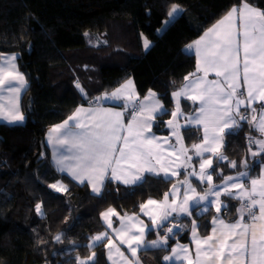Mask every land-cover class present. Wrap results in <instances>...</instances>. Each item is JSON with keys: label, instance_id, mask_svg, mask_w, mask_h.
<instances>
[{"label": "trees", "instance_id": "1", "mask_svg": "<svg viewBox=\"0 0 264 264\" xmlns=\"http://www.w3.org/2000/svg\"><path fill=\"white\" fill-rule=\"evenodd\" d=\"M241 2L0 0V60L6 53H17L19 68L28 80L22 97L25 121L0 122V264H78L93 252L95 264H110L104 242L87 246L91 237L105 230L102 212L112 207L122 215L140 214L141 204L149 198H162L175 180L148 175L142 185L106 181L102 195H97L87 183H78L54 167L47 131L81 104L87 105L93 95L111 91L133 78L140 97L151 90L170 110L163 117L157 116L153 125L154 132L168 134L170 129L161 121L172 118L176 106L172 93L197 69L196 55L186 45ZM247 2L264 10V0ZM173 5L183 11L165 25ZM119 27L126 30L120 32ZM144 38L151 42L148 49L143 46ZM77 82L87 99L76 87ZM181 107L184 114H192L198 106L184 98ZM241 125L236 134L224 138L221 151L228 160L219 162L216 172L210 169L215 182L243 170L242 160L253 166V174L261 166L257 161L262 157L250 158L247 140L258 133L251 123L243 121ZM182 133L189 146L202 138L200 127L183 128ZM194 160L199 163L198 158ZM229 161H236L237 168H231ZM213 166H217L216 156ZM189 179L202 192L209 186L196 177ZM61 180L67 182L66 191L50 187L64 182ZM38 203L43 215L35 211ZM224 203L227 211L217 213L211 207L203 215L194 211L191 217L173 220L186 227L169 239L170 248L190 240L193 220L199 222L202 234H207L217 214L234 218L240 201L224 197ZM57 235L62 237L60 242L55 239ZM156 236L155 232L148 234L150 240ZM169 251L143 252L151 264H165L162 258Z\"/></svg>", "mask_w": 264, "mask_h": 264}, {"label": "snow or ice", "instance_id": "2", "mask_svg": "<svg viewBox=\"0 0 264 264\" xmlns=\"http://www.w3.org/2000/svg\"><path fill=\"white\" fill-rule=\"evenodd\" d=\"M182 11L180 6L173 5L168 12L169 19L163 23L169 24ZM85 36H88L87 32ZM143 46L145 49L150 47L147 38L143 39ZM186 48L195 49L198 57L197 73L203 72V76L192 73L190 76L195 79L185 77L187 83L184 87L172 93L176 100V110L171 111L172 119L161 121L171 130L176 145L169 143L168 138L158 137L151 132L157 116L163 117L170 110L151 90L143 102L138 101L133 91V82L128 80L115 91L94 98L97 104L101 101L123 102L120 107L126 111L131 109L128 123L124 122V112L103 107H78L48 134L54 148L55 165L60 172H67L81 183L85 180L90 182L93 193L97 195H102L106 181L142 185L147 183L146 174L167 179L178 176V169L181 168L186 171L191 169L187 171L189 177H196L198 182L209 185L208 190L200 194L191 181L185 179L179 182V186L173 185L171 193L164 194L163 201L149 199L141 204V211L149 217V224H144L136 216L121 217L120 227L116 229L112 227L110 216H119V213L109 208L101 214L120 243L127 245L135 264H140L138 249H170L171 255L164 256V261L181 260L187 264H264V138L247 137L250 158L255 160L262 157L257 161L262 168L257 178H251L253 166L247 160L240 162L244 170L237 171L236 175L223 177L220 174V184H212V175L208 171L211 169L216 172L219 162L228 160L221 152L224 137L225 134H236L242 127L241 121L251 123L254 130L264 137V103L261 104L259 117L256 108L252 106L257 101L264 102V10L242 0L239 6H233L203 37ZM4 60L5 63H0V90L6 86L12 99L7 106L0 103V118L9 122H22L25 117L19 110L17 99L27 81L17 70L15 54L4 57ZM209 71L222 78L223 83L206 80ZM13 82H17L18 86L14 87ZM76 87L87 99V93L78 82ZM181 97L193 102L199 101L198 114L184 116L180 108ZM242 108L245 112L250 109L251 115L242 114ZM178 115L184 118L185 124L177 122ZM191 126L203 127V143L192 145L195 155L200 158L199 172L190 163L192 157L187 155L188 149L184 147L180 132L182 127L187 130ZM253 145L257 146L256 151H252ZM168 149L173 151L169 152ZM205 153L209 155L208 159H203ZM212 156L217 158L216 167L213 166ZM229 166L236 169L237 162L229 161ZM245 178L249 180L247 188L244 185ZM50 187L57 192L67 190L59 186V182ZM181 187L184 188L183 199L179 203L175 198L169 202V195L176 197ZM221 195L225 199H239L243 202L237 209V221L225 223L222 217H213L211 234L201 238L197 232L199 226L193 220L189 230L195 244V260L185 245L178 244L170 248L169 239L186 227L172 221L180 217H191L194 211L203 215L213 205L217 213L222 209L227 211L228 205L221 201ZM35 211L43 215L42 205L38 203ZM245 215L249 218L247 223L244 222ZM168 224L171 226L166 227ZM157 230L165 231L166 235L158 236L155 240L145 239L147 234ZM55 239L60 242L62 237L57 235ZM105 239L110 259L115 249L124 264H133L109 237L108 232L91 237V244L87 246H99ZM78 264H95V253L87 259H79Z\"/></svg>", "mask_w": 264, "mask_h": 264}, {"label": "crops", "instance_id": "3", "mask_svg": "<svg viewBox=\"0 0 264 264\" xmlns=\"http://www.w3.org/2000/svg\"><path fill=\"white\" fill-rule=\"evenodd\" d=\"M242 3V2H241ZM241 3H239V4H237V5H234V6H239ZM248 3V2H247ZM250 4V3H249ZM251 5V4H250ZM253 6V5H252ZM233 7V6H232ZM231 7V8H232ZM253 7H255V6H253ZM230 8V9H231ZM255 8H257V7H255ZM230 9L222 16V17H220L217 21H215L212 25H210L199 37H197V38H195L194 40H192V41H190L187 45H189V44H192L194 41H196V40H199L201 37H203L204 35H205V33L210 29V28H212L214 25H216L223 17H225L226 15H227V13L230 11ZM257 9H259V8H257ZM260 10V9H259ZM123 30H126L125 28H123V27H119V31L120 32H122ZM118 40H119V38H118ZM150 44H151V42H150ZM186 45V46H187ZM187 50H189V51H191V52H193V53H195V55H196V51H195V49L193 48V49H187ZM16 55V60L14 61V63L16 64V67H17V70L19 71V73H21L23 76H24V78H25V80L27 81V83H26V85H24V87H22L21 89H20V92H19V96H18V99H17V104H18V107H19V110H20V112H22L23 113V115H24V117H25V113H24V111H23V108H22V97H23V94L25 93V91H26V89H27V87H28V80H27V77H26V75H25V73L24 72H22L21 70H20V68H19V65H18V54L17 53H13V52H10V53H6V54H4L3 56H2V58H1V60H0V63H5V60H4V57H9V56H12V55ZM196 59H197V65H198V57H197V55H196ZM193 73H196V75L197 76H203V72H199V73H197V69H196V71L195 72H193ZM189 77V79H195V77H193V76H188ZM128 80H131L132 82H133V85H134V88H133V91L135 92V94L137 95V97H138V101H140V102H143L144 101V98L148 95V93H146L143 97H140L139 96V92H138V89H137V86H136V83H135V80L133 79V78H129V79H127L125 82H123L121 85H123V84H125ZM206 80H208V81H220L221 83H223V80H222V78H220V77H217L216 76V74L214 73V72H212V71H209V73H208V75H207V77H206ZM187 83V81L185 80V82L183 83V85L181 86V88H183L184 87V85ZM241 84L243 85V80H241ZM121 85H119L118 87H116L115 89H113V90H111V91H108V92H104V93H99V94H95V95H93L92 96V98L91 99H94L95 97H99V96H102L103 94H105V93H111V92H113V91H115L117 88H119ZM13 86L14 87H16V86H18V84H17V82H13ZM180 88V89H181ZM244 89L242 88L241 89V91H243ZM153 92V91H152ZM155 93V92H154ZM190 94H195V93H190ZM157 98L160 100V102L161 103H163V101H161V99L157 96ZM185 97H181L180 98V108H182L181 107V99H184ZM10 99H12V97H11V94L10 93H8L7 92V90H6V86H5V89L4 90H0V103H2V104H4L5 106H7L8 105V103H9V100ZM185 99H187V98H185ZM196 103H197V110L195 111V112H193L192 114H184V116H193V115H196V114H198V112H199V108H200V102L199 101H195ZM120 103H123V102H117V101H101L99 104H95V105H91V106H89V105H86V104H81L79 107H84V108H88V107H103V108H109V109H112L113 111H119V112H124L125 113V115H124V117H123V119H124V122H125V124H127L128 123V121L130 120V115H129V113L131 112V109H128L127 111L124 109V108H122V107H120L119 105H120ZM262 103H264V102H259V101H257V102H255L252 106L253 107H255L256 108V115H257V117H259V114H260V111H261V104ZM164 104V103H163ZM77 109V108H76ZM175 110H176V106H175ZM174 110V111H175ZM182 110V109H181ZM241 113L242 114H247V115H251V111H250V109H249V111L248 112H245V110H244V108H242L241 109ZM73 114V113H72ZM71 114V115H72ZM26 118V117H25ZM172 119V118H171ZM66 120V119H65ZM24 121H25V119H24ZM24 121H22V122H24ZM0 122H5V123H10V124H17V123H22V122H9L8 120H6V119H4V118H0ZM177 122L179 123V124H181V125H183V124H185V120H184V118L183 117H181V116H179L178 115V117H177ZM243 121H241V123H242ZM61 123H63V122H61ZM61 123H59V124H61ZM55 125H57V124H55ZM55 125H52V126H50L49 127V129H48V131H47V135H46V141H47V143L49 144V146H50V159H51V162L53 163V165H54V167L58 170V167L55 165V162H54V155H55V153H54V148H53V145H52V143L49 141V139H48V134H49V132H50V130L55 126ZM153 125H154V123L152 124V126H151V132L152 133H154L156 136H158V137H162V138H168V140H169V143H171V144H173V145H176V140H175V138L174 137H172V135H171V130H169V133L168 134H158V133H156V132H154V130H153ZM191 127H196V126H191ZM200 128H201V130H202V138H201V140H199L197 143H195V144H201V143H203V127L202 126H200ZM182 130H183V127L180 129V132H181V135H182V137H183V133H182ZM257 131V130H256ZM257 135L256 136H254L255 138H257V139H260V138H264V137H261V134L257 131ZM225 136H226V134H225ZM225 138V137H224ZM183 144H184V147L186 148V149H188V153H187V155H189V156H191L192 157V160H191V164H192V167L197 171V172H199V163H200V158H198L196 155H195V149H193L192 148V145H188L187 143H186V141H185V139H184V137H183ZM194 145V144H193ZM223 145H224V143H223ZM164 147L165 148H167V145H164ZM179 147V145H177V148ZM223 148V147H222ZM222 148H221V150H222ZM257 150V146L256 145H253V147H252V151H256ZM60 151H64V149H60ZM168 151L169 152H171V151H173V149H168ZM222 152V151H221ZM177 155H179V153L177 152ZM195 158H198L199 159V163H197V162H195ZM209 158V155L207 154V153H205V155H204V157H203V159H208ZM181 159H183V157H181ZM211 159H212V161H213V163H214V156H212L211 157ZM198 164V165H197ZM244 170V169H243ZM243 170H241V171H243ZM59 171V170H58ZM187 171H191V169H188ZM187 171L185 170V169H183V168H181V169H178V172H179V175L178 176H175V177H170V178H172V179H174L175 181H174V183L172 184V186L173 185H177V186H179V182L180 181H183V180H185V179H189V176L187 175ZM209 171V173L211 174V172H210V169L208 170ZM261 171H262V168H261V166H260V168H259V170L255 173V174H253L252 172L250 173V175H251V178H253V179H255V178H257L258 177V174H260L261 173ZM184 172V175L185 176H181L182 175V173ZM61 173H64V174H67L72 180H74V181H76V182H78V183H81L79 180H76V179H74L70 174H68L67 172H61ZM146 175H150V174H146ZM212 175V174H211ZM233 176L234 175H236V173H234V174H232ZM230 176V175H229ZM190 180V179H189ZM61 181H64V180H61ZM191 181V180H190ZM84 183H87L88 185H89V187H90V189L92 190V185H91V183L90 182H88L87 180H85V182ZM220 183H222V181H220V182H215L214 181V179H213V176H212V184H220ZM67 184V182L66 181H64V182H61L60 184H59V186H63V187H65V185ZM191 184H192V186L196 189V191L198 192V193H200V194H203L205 191H207L208 190V188H209V186L204 190V192H202V191H200V190H198L197 189V187L194 185V183L191 181ZM244 185H245V187L247 188V187H249V180L247 179V178H245L244 179ZM103 188H104V186H103ZM103 188H102V191H103ZM171 190H172V187H171ZM171 190L168 192V193H171ZM234 191H236V190H234ZM93 192V191H92ZM183 192H184V188L183 187H181L180 188V193L176 196V197H173L171 194L169 195V202H171L174 198L176 199V201H177V203H179L182 199H183ZM163 198H164V196L162 197V198H149V199H152V200H156V201H158V202H160V201H163ZM149 199H147L144 203H146ZM220 199H221V201H223L224 202V196L223 195H221V197H220ZM239 200V199H238ZM240 201V206L238 207V208H240L241 207V204L243 203L241 200H239ZM150 208L152 207V206H149ZM211 207H213L214 209H215V205H213V206H211ZM210 207V208H211ZM112 208V207H111ZM109 209V208H108ZM108 209H106L105 211H103L102 213H104V212H106ZM112 209H114L115 210V212L116 213H119V211L117 210V209H115V208H112ZM216 210V209H215ZM175 215V214H174ZM128 216H136V217H138L139 218V220H141V221H143L144 222V224H149L150 223V220H149V217L148 216H146L142 211L140 212V214H129V215H122V214H120L119 213V216H116V215H112V216H110V219H111V221H112V227L113 228H116V229H119V227H120V218L121 217H128ZM217 216H220V217H222L224 220H225V223H234V222H236L237 221V219H238V213L235 215V217L234 218H232V219H227V218H225L224 216H222V215H220V214H217ZM216 217V216H215ZM101 220H102V222L104 223V225H105V230L103 231V232H108V235H109V237H111V239L113 240V242L117 245V247H119L120 248V251L121 252H123V254H124V256L125 257H127L128 258V260L129 261H133V264H135V261H134V258L131 256V253H130V250L128 249V247H127V245H124V244H121L120 243V241H119V238L111 231V229H109L108 227H107V223H106V221H104V219H103V217H102V215H101ZM116 222V223H115ZM196 222V224L199 226V222L198 221H195ZM244 222L245 223H247V222H249V218H248V216L247 215H245V217H244ZM213 224L211 225V229H210V231L207 233V234H202V232L200 231V227H198V229H197V232H198V236L199 237H201V238H203V237H206V236H208V235H210L211 234V232H212V228H213ZM155 233H156V237L154 238V239H152V240H155V239H157L158 238V236H161L162 237V235L160 234V231L159 230H157V231H154ZM102 233V232H101ZM98 235V234H97ZM145 239H147V240H150L149 238H148V234L146 235V237H145ZM104 243L105 244H107V239H105L104 240ZM90 244H91V241H90ZM185 245V246H187V248L189 249V255L192 257V259L193 260H195V244H194V242L192 241V233L190 232V240L188 241V242H176L172 247H176L177 245ZM91 248H93V247H91ZM144 250H140V249H138V251H137V255H138V257H139V260H140V264H151V261H150V257H149V255L147 254V253H145V252H143ZM143 252V254H141ZM106 253H107V258H108V260H109V263L110 264H114V262H115V264H124V261L121 259V257L116 253V251H115V249H113L112 250V257H111V259L109 258V255H108V248L106 247ZM92 254V253H91ZM90 254V255H91ZM166 255H171V251H169V252H167L164 256H166ZM163 256V257H164ZM87 259V258H86ZM163 262L165 263V264H187V262L186 261H181V260H173V261H164L163 260Z\"/></svg>", "mask_w": 264, "mask_h": 264}, {"label": "built area", "instance_id": "4", "mask_svg": "<svg viewBox=\"0 0 264 264\" xmlns=\"http://www.w3.org/2000/svg\"><path fill=\"white\" fill-rule=\"evenodd\" d=\"M95 104H97V102L95 101V99H90V100L87 101V105H89V106L95 105ZM245 115H247V114H245Z\"/></svg>", "mask_w": 264, "mask_h": 264}, {"label": "rangeland", "instance_id": "5", "mask_svg": "<svg viewBox=\"0 0 264 264\" xmlns=\"http://www.w3.org/2000/svg\"><path fill=\"white\" fill-rule=\"evenodd\" d=\"M179 6V5H178ZM168 19H169V17H168Z\"/></svg>", "mask_w": 264, "mask_h": 264}]
</instances>
